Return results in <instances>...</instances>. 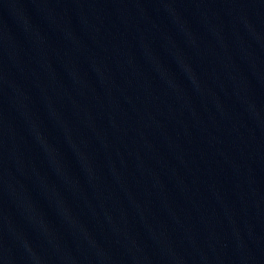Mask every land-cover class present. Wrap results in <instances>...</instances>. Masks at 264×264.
Instances as JSON below:
<instances>
[{"label":"water","instance_id":"obj_1","mask_svg":"<svg viewBox=\"0 0 264 264\" xmlns=\"http://www.w3.org/2000/svg\"><path fill=\"white\" fill-rule=\"evenodd\" d=\"M0 264H264V0H0Z\"/></svg>","mask_w":264,"mask_h":264}]
</instances>
